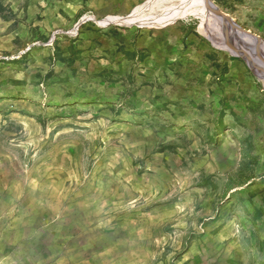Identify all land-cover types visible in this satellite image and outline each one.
<instances>
[{
  "label": "rangeland",
  "instance_id": "1",
  "mask_svg": "<svg viewBox=\"0 0 264 264\" xmlns=\"http://www.w3.org/2000/svg\"><path fill=\"white\" fill-rule=\"evenodd\" d=\"M145 1L0 0V264H264V75Z\"/></svg>",
  "mask_w": 264,
  "mask_h": 264
},
{
  "label": "bare ground",
  "instance_id": "2",
  "mask_svg": "<svg viewBox=\"0 0 264 264\" xmlns=\"http://www.w3.org/2000/svg\"><path fill=\"white\" fill-rule=\"evenodd\" d=\"M188 18L200 19L215 33L218 43H221L217 25L219 19L215 17L207 0H147L135 7L128 16L111 18L108 22L128 26L164 27ZM253 43L259 51L264 52L263 40L255 37ZM232 47L234 48V42H231L229 51Z\"/></svg>",
  "mask_w": 264,
  "mask_h": 264
},
{
  "label": "water",
  "instance_id": "3",
  "mask_svg": "<svg viewBox=\"0 0 264 264\" xmlns=\"http://www.w3.org/2000/svg\"><path fill=\"white\" fill-rule=\"evenodd\" d=\"M207 3L210 7L211 10L214 11V15L221 23L229 30V34L227 36V42L225 44V47H220L222 50H230L229 49V44H228V39L229 36L233 39V42L238 45V41L244 40L248 43L249 45V52H246L243 49L238 50L237 48H231V54L233 56H241L244 59L248 60L252 66L255 69L260 70L263 75H264V52L261 53L253 43V39L256 37L253 34H251L248 31L243 30L239 26L235 24V22L229 18L227 15L223 14L217 6L214 5L212 0H207ZM241 48V46H239Z\"/></svg>",
  "mask_w": 264,
  "mask_h": 264
}]
</instances>
